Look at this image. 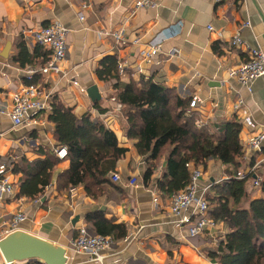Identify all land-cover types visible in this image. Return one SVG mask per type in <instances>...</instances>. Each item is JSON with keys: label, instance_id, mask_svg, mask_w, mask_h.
<instances>
[{"label": "crops", "instance_id": "obj_1", "mask_svg": "<svg viewBox=\"0 0 264 264\" xmlns=\"http://www.w3.org/2000/svg\"><path fill=\"white\" fill-rule=\"evenodd\" d=\"M134 1L0 0V105L10 106V97L25 84L24 70L30 66L21 67L13 61L16 44L22 41L32 55L38 46L31 34L58 22L69 30L67 55L59 64L62 74L38 76L34 83L50 93V105L54 98L77 118L89 114L115 134L121 148L127 149L120 160H104L100 164L101 178L112 185L101 197L87 196L81 186L60 193L55 189L56 177L68 169L69 163L56 156L59 147L54 125L48 120L51 109L40 114L34 124L21 127H13L9 117L0 113V176L9 177L14 189L11 195L0 194V221L23 212L26 219L18 229L66 248V264H100L73 253L68 244L81 228L95 234L85 216L102 211L107 220L124 224L127 229L123 239L103 252L102 264H214L208 253L217 250L227 229L216 224L215 229H205L192 240L185 229L176 226L177 217L169 212L168 197L157 190L165 162L144 184L145 160L135 152L136 141L126 138V121L113 97L115 81H99L96 70L105 57L116 55L118 62L127 65L120 81L138 83L140 79H151L172 88L182 100L197 97L200 102L190 108L197 127L233 120L241 124L239 116L232 112L235 96L229 85L239 90L255 124L253 128L241 124L239 133L243 167L238 171L246 172L264 156V143L260 155L246 145L252 135L264 133V76L251 85L252 92L248 93L229 79L228 71L246 60L248 48L264 53V0H159L157 8L135 12ZM82 5L87 8L82 9ZM80 13L83 21L79 20ZM245 22L249 27H242ZM121 26L125 44H115L112 38L101 34ZM237 32L241 47L231 45ZM155 40H160L161 50L172 56L158 55L151 64H145L142 53ZM39 60L35 57L33 62ZM72 80L78 85L74 86ZM50 155L59 159L51 184L33 199L19 197L20 175L12 173L13 165L43 162ZM228 171L229 167L208 161L199 189L227 180ZM113 174L119 176V182L111 181ZM255 177L261 185L259 190L251 188L253 200L264 197V164L255 170L252 179ZM131 180L136 184L129 185ZM38 196L42 197L39 205L33 203ZM228 205L231 211L236 209L232 198ZM0 264H4L1 254ZM17 264L42 263L33 260Z\"/></svg>", "mask_w": 264, "mask_h": 264}, {"label": "trees", "instance_id": "obj_2", "mask_svg": "<svg viewBox=\"0 0 264 264\" xmlns=\"http://www.w3.org/2000/svg\"><path fill=\"white\" fill-rule=\"evenodd\" d=\"M35 57L40 62L34 63ZM48 59L47 52L39 46L29 55L22 41L16 44L13 61L21 67L43 66ZM117 66L116 55L105 57L96 77L101 82L115 81L113 97L126 121V138L136 141L135 152L145 160L143 183L147 184L165 162L157 190L169 198L186 188L191 166L202 173L211 160L229 167L228 179L212 184L206 196L208 218L227 229V234L217 243V250L208 256L217 264H264V197L252 199V175L244 180L236 179L237 171L243 167L241 124L233 120L197 127L189 108L190 99H180L172 88L151 79H140L138 83L120 81ZM36 79L38 76L31 82L25 80V84L37 82ZM48 120L54 125L57 146L66 148L65 160L69 163L68 169L56 177V191L62 193L81 186L87 196L101 197L112 185L101 178L100 164L104 160H120L127 149L119 146L115 134L101 122H95L89 114L77 118L54 98ZM58 160L50 155L43 162L13 165L12 173L20 175L18 196L33 199L39 195L51 184ZM231 198L236 206L234 211L228 205ZM85 222L96 235L110 236L115 241L127 234L124 224L107 220L102 211L88 213Z\"/></svg>", "mask_w": 264, "mask_h": 264}, {"label": "built area", "instance_id": "obj_3", "mask_svg": "<svg viewBox=\"0 0 264 264\" xmlns=\"http://www.w3.org/2000/svg\"><path fill=\"white\" fill-rule=\"evenodd\" d=\"M159 0H135L133 10H148L158 7ZM82 9H86L87 5H82ZM79 20L83 21L82 13L79 14ZM249 23H243L242 27H249ZM212 30L211 27L208 28ZM69 30L58 22H52L41 27L31 34L32 41L49 55L48 61L39 67L27 66L24 70L25 80L31 82L36 76H46L49 74H62L59 64L67 55V35ZM102 35L113 39L115 44H125L123 26L111 32H101ZM233 47H241L242 40L237 32L231 39ZM246 60L238 66L229 69L228 77L233 80L237 86L245 89L248 93L252 92L251 85L259 78L264 76V53L259 49L248 48ZM171 57L172 53L165 54L161 50V41L155 40L151 42L142 53L141 59L145 64H151V61L156 56ZM127 65L124 62H118L117 76L121 78L125 75ZM138 72L140 68H137ZM64 75H62L63 77ZM72 84L77 86L78 83L72 80ZM234 91L235 100L232 104V112L239 116L241 124L253 128L255 126L251 113L241 97L240 91L229 85ZM49 92H46L43 87L38 84H24L10 97V106L2 107L0 105V113L9 117L13 127H21L29 124H34L36 118L43 112L49 111L50 108ZM200 100L197 97H192L189 102V108H195ZM264 143V133L252 135L247 141V148L261 154ZM56 156L60 159L66 157V148L61 147L56 150ZM264 164V156L256 160L252 166L246 171H237L236 179L244 180L249 178L255 170ZM203 176L202 171L191 166L189 182L183 191L175 192L168 198L169 212L177 217L176 226L179 229H185L188 232L189 239H197L205 229H215L216 223L208 218L209 204L206 200L207 194L211 189L212 184H208L203 189H199L198 183ZM111 181L117 183L120 181L118 175H112ZM129 185H135L136 181L131 180ZM260 180L253 178L250 188L259 190ZM13 185L9 177L0 176V194L11 195L13 193ZM42 197L38 196L33 200L34 204H41ZM26 219L23 212L12 214L8 219L0 221V241L11 232L18 230V225ZM115 245V240L110 236L91 235L86 228L78 230L75 237L69 241V250L75 254L85 255L90 262L103 263V252L111 249ZM217 264V263H214Z\"/></svg>", "mask_w": 264, "mask_h": 264}, {"label": "water", "instance_id": "obj_4", "mask_svg": "<svg viewBox=\"0 0 264 264\" xmlns=\"http://www.w3.org/2000/svg\"><path fill=\"white\" fill-rule=\"evenodd\" d=\"M94 93H97L96 89ZM77 221L78 219L74 220L72 224ZM0 254L4 264H17L33 260L42 264L67 263L66 248L19 229L0 241Z\"/></svg>", "mask_w": 264, "mask_h": 264}]
</instances>
